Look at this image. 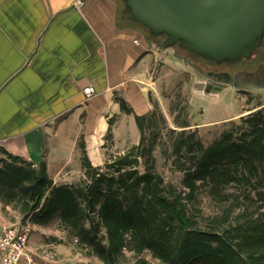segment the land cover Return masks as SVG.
Returning <instances> with one entry per match:
<instances>
[{
    "label": "crops",
    "instance_id": "0c3cea01",
    "mask_svg": "<svg viewBox=\"0 0 264 264\" xmlns=\"http://www.w3.org/2000/svg\"><path fill=\"white\" fill-rule=\"evenodd\" d=\"M128 12L124 0H0V146L43 161L56 185L84 177L81 145L101 167L139 142L149 106L136 73L154 42ZM29 229L36 264L67 251L58 217Z\"/></svg>",
    "mask_w": 264,
    "mask_h": 264
},
{
    "label": "trees",
    "instance_id": "16d2710c",
    "mask_svg": "<svg viewBox=\"0 0 264 264\" xmlns=\"http://www.w3.org/2000/svg\"><path fill=\"white\" fill-rule=\"evenodd\" d=\"M146 114L136 115L139 142L111 156L104 169L90 163L81 145L84 177L73 184H54L43 161L34 166L0 146V205L27 224L58 217L68 239L104 264H118L125 251H149L161 264H264V106L241 117L246 127L232 122L207 145L194 132L177 133L172 153L181 187L165 185L154 167ZM235 126L242 129L234 137ZM241 182L255 190L260 216L220 230L203 227L193 212L198 190L219 196Z\"/></svg>",
    "mask_w": 264,
    "mask_h": 264
},
{
    "label": "rangeland",
    "instance_id": "374dc122",
    "mask_svg": "<svg viewBox=\"0 0 264 264\" xmlns=\"http://www.w3.org/2000/svg\"><path fill=\"white\" fill-rule=\"evenodd\" d=\"M150 35L154 42L152 56L136 73L149 106L145 135L152 141L154 167L161 174L164 184L181 187L183 172L175 165V155L172 153L177 133L182 130L186 133L194 132L201 142L207 145L218 138L222 131L232 128V122L242 128L246 127L240 119L264 106V89L245 91L216 84L195 71L191 63L185 60L188 58L196 61L197 58L175 48L158 51L157 46L163 36L153 37L151 33ZM253 62L263 63L264 69V42L261 50L256 52ZM210 87L216 90H209ZM242 128L235 126L233 136L235 137ZM125 150L126 148L108 152L106 160ZM2 157L5 156L0 152V158ZM101 167L104 169L105 163ZM221 193H232L233 196L224 200L222 194H211L207 187L198 190L193 212L198 215L197 219L203 227L220 230L228 225L260 216L262 209L258 208L255 190L248 184H231ZM247 194L249 197L245 198ZM229 203L237 206L225 213ZM0 207L5 222L27 225L16 210L1 205ZM62 236L67 251L61 253L49 249L52 264H104L95 257L86 256L83 250L68 239L65 232ZM139 259L150 264H161L149 251L139 255L125 251V257L118 264H137Z\"/></svg>",
    "mask_w": 264,
    "mask_h": 264
},
{
    "label": "water",
    "instance_id": "95a60500",
    "mask_svg": "<svg viewBox=\"0 0 264 264\" xmlns=\"http://www.w3.org/2000/svg\"><path fill=\"white\" fill-rule=\"evenodd\" d=\"M165 51L180 47L220 62L250 59L264 38V0H124Z\"/></svg>",
    "mask_w": 264,
    "mask_h": 264
},
{
    "label": "flooded vegetation",
    "instance_id": "af4514ba",
    "mask_svg": "<svg viewBox=\"0 0 264 264\" xmlns=\"http://www.w3.org/2000/svg\"><path fill=\"white\" fill-rule=\"evenodd\" d=\"M164 38V35H162ZM161 39V41L163 40ZM264 38L262 40L260 48L256 49L250 59H240L236 62L230 63L225 61H212L197 55L188 49L180 47L178 43L166 48L179 49L189 55L197 58L196 61H191L185 58L188 63H191L192 67L198 73L207 77L216 84H223L231 87H235L238 90H254L264 89V69L263 63H254L253 59L257 51L261 50L263 46ZM165 50V51H166ZM182 57V55H178Z\"/></svg>",
    "mask_w": 264,
    "mask_h": 264
},
{
    "label": "built area",
    "instance_id": "2783aa9c",
    "mask_svg": "<svg viewBox=\"0 0 264 264\" xmlns=\"http://www.w3.org/2000/svg\"><path fill=\"white\" fill-rule=\"evenodd\" d=\"M86 98L95 94L93 86L83 89ZM29 224L5 222L0 210V264H36L30 249Z\"/></svg>",
    "mask_w": 264,
    "mask_h": 264
},
{
    "label": "bare ground",
    "instance_id": "6f19581e",
    "mask_svg": "<svg viewBox=\"0 0 264 264\" xmlns=\"http://www.w3.org/2000/svg\"><path fill=\"white\" fill-rule=\"evenodd\" d=\"M209 90L215 91L216 89L214 90V88H211V87H210Z\"/></svg>",
    "mask_w": 264,
    "mask_h": 264
}]
</instances>
